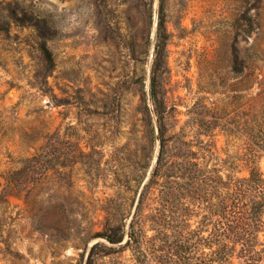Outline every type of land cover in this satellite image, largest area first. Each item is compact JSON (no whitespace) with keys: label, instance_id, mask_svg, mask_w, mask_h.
<instances>
[{"label":"rangeland","instance_id":"obj_1","mask_svg":"<svg viewBox=\"0 0 264 264\" xmlns=\"http://www.w3.org/2000/svg\"><path fill=\"white\" fill-rule=\"evenodd\" d=\"M1 9H15L22 18L24 11L27 24L11 23L7 34L0 32V176L33 153L45 134L57 132L60 156L68 152L75 162L82 159L79 149L87 153L93 148L97 175L104 178L105 171L116 168L113 159L122 146L134 138L130 130L143 134L137 110L149 87L152 47L147 56H139L138 33L150 32L153 42L157 0L151 19L147 0H0ZM164 20L165 101L181 124L200 109L230 120L254 105L264 89V0H164ZM35 22L49 38L54 65L47 83L53 97L43 94L35 79L44 68ZM235 55L241 75L232 70ZM215 134L221 158L224 149L232 152L241 144L220 131ZM71 161L74 188L57 193L90 203L71 208L73 215H83L78 229L66 239L39 232L21 200L0 202L10 243L9 248L0 243V264H83L88 238L100 230L97 206L114 189L112 175L96 182L87 167ZM256 168L264 180L262 152ZM238 171L237 177L248 176L247 168ZM259 242L258 249L264 250V233Z\"/></svg>","mask_w":264,"mask_h":264},{"label":"trees","instance_id":"obj_2","mask_svg":"<svg viewBox=\"0 0 264 264\" xmlns=\"http://www.w3.org/2000/svg\"><path fill=\"white\" fill-rule=\"evenodd\" d=\"M157 2L153 42L150 32L140 29L138 33L139 56H147L152 47L149 87L142 92L137 110L142 115L143 134L130 130L134 138L113 159L116 168L110 167L100 178L98 161L91 157L93 148L87 153L79 149L82 159L74 162L68 152L60 156L59 134L47 133L40 146H30L33 153L0 176V202L8 205L11 198L21 200L37 231L68 238L80 226L78 217L81 220L83 216L73 215L71 208L90 205L83 197L73 201L57 193L60 188H74L69 178L71 161L87 167L88 177L96 182L112 175L110 187L114 189L97 206L100 230L89 236L91 245L82 256L83 264H231L233 260L263 264L264 250L258 247L259 235L264 233V180L256 160L264 153V89L254 105L236 112L230 120L200 109L181 124L165 101L168 51L164 0ZM154 4L155 0H147L150 19ZM2 11L0 32L7 34L11 23L27 24L24 11V18L15 9L5 15ZM32 27L44 67L35 79L39 90L53 97L47 83L54 65L49 38L41 33L39 23ZM237 59L235 55L232 70L241 75L243 68L236 66ZM216 131L241 142L235 151L224 149L225 158L219 156ZM241 168L248 169V176H236ZM5 222L2 214L0 243L9 248L2 229Z\"/></svg>","mask_w":264,"mask_h":264},{"label":"water","instance_id":"obj_3","mask_svg":"<svg viewBox=\"0 0 264 264\" xmlns=\"http://www.w3.org/2000/svg\"><path fill=\"white\" fill-rule=\"evenodd\" d=\"M156 17H157V13H156Z\"/></svg>","mask_w":264,"mask_h":264}]
</instances>
